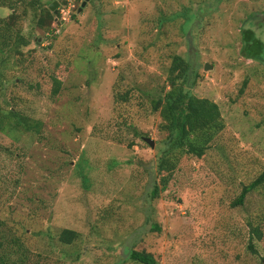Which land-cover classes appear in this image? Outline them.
<instances>
[{
	"label": "rangeland",
	"instance_id": "1",
	"mask_svg": "<svg viewBox=\"0 0 264 264\" xmlns=\"http://www.w3.org/2000/svg\"><path fill=\"white\" fill-rule=\"evenodd\" d=\"M29 1L10 0L31 42L5 70L0 107L42 130H0V264H141L133 247L160 264H264V185L233 204L264 172V0ZM54 2L46 31L36 20ZM175 55L224 127L152 197L167 136L152 102Z\"/></svg>",
	"mask_w": 264,
	"mask_h": 264
},
{
	"label": "trees",
	"instance_id": "2",
	"mask_svg": "<svg viewBox=\"0 0 264 264\" xmlns=\"http://www.w3.org/2000/svg\"><path fill=\"white\" fill-rule=\"evenodd\" d=\"M41 1L30 0L28 5L34 7L37 11L38 8H35V6L41 4ZM0 7L11 9L8 15L0 16V52L4 55L0 58V92H2V84L12 79L6 77L5 70L19 66L20 62L17 55H23L22 48L30 45L31 40L20 28L16 27L20 14L17 13L14 4L10 0H0ZM41 13L42 15L36 20V24L46 31H52L50 28L54 19L53 12L45 5ZM196 75V68L189 60L175 55L168 76L169 88L167 90L162 89L159 96L152 102L153 109L159 111L162 116L160 128L167 133V136L162 141L163 147L157 163L159 173L166 172V174L161 177L160 184L157 180L153 181L152 197H157L161 189H166L174 171L184 156H195L198 158L204 156L211 143L224 127L219 105L209 98L198 97L192 92ZM56 81L58 84L60 83L58 80ZM58 90L56 88L54 93H57ZM122 97L124 100L127 99L126 96ZM18 127H22L26 131L39 133L42 130V123L39 120L32 121L30 116L22 115L13 109L3 111L0 107V130L11 133ZM262 185H264V172L250 184L243 187L242 192L233 204L235 206L244 204L247 195ZM248 225L250 226V238L252 241L249 247L256 253L253 241L255 237L259 240L262 239V229L253 220H249ZM156 228L160 229L158 225ZM78 236L79 233L76 230L67 228L62 232L61 240L66 243H72ZM12 242L14 241L12 240ZM126 257L141 264H160L155 255L145 249L130 248ZM1 260V264H7L4 258ZM10 261L14 264L17 263V261Z\"/></svg>",
	"mask_w": 264,
	"mask_h": 264
},
{
	"label": "water",
	"instance_id": "3",
	"mask_svg": "<svg viewBox=\"0 0 264 264\" xmlns=\"http://www.w3.org/2000/svg\"><path fill=\"white\" fill-rule=\"evenodd\" d=\"M55 4H56V2L52 3V4L50 5V9H54V7H56ZM85 4H86V0L82 3V6H81L80 10L83 8V6H85ZM211 67H213L211 64L206 63V66H205L206 69L211 68ZM144 140H145L147 143H149L152 147L155 146V140H154V139H152V138H150V137H144Z\"/></svg>",
	"mask_w": 264,
	"mask_h": 264
}]
</instances>
